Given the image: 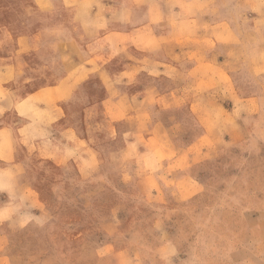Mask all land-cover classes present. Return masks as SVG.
<instances>
[{"label":"rangeland","instance_id":"1","mask_svg":"<svg viewBox=\"0 0 264 264\" xmlns=\"http://www.w3.org/2000/svg\"><path fill=\"white\" fill-rule=\"evenodd\" d=\"M1 54L0 264H264V0H0Z\"/></svg>","mask_w":264,"mask_h":264},{"label":"crops","instance_id":"2","mask_svg":"<svg viewBox=\"0 0 264 264\" xmlns=\"http://www.w3.org/2000/svg\"><path fill=\"white\" fill-rule=\"evenodd\" d=\"M7 57L9 56H6V54L0 55V88L2 91L6 92V102L0 101V132H12V127L15 128L17 124L22 130L24 127L23 125L25 124V120L23 119L24 117L21 116L16 109L17 104L23 98H19L20 100L17 101L14 100L15 96L19 97L21 96V93L15 89L14 83H12V81L18 80L23 85L24 81L29 80V73H27L22 67L17 58L14 59L13 57ZM15 129L18 130V127ZM1 144L2 140L0 139V145ZM20 144L22 143L16 142L13 145L20 147Z\"/></svg>","mask_w":264,"mask_h":264}]
</instances>
